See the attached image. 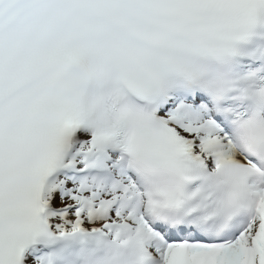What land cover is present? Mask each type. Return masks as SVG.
<instances>
[{
  "label": "snow or ice",
  "instance_id": "1",
  "mask_svg": "<svg viewBox=\"0 0 264 264\" xmlns=\"http://www.w3.org/2000/svg\"><path fill=\"white\" fill-rule=\"evenodd\" d=\"M0 264H264V0H0Z\"/></svg>",
  "mask_w": 264,
  "mask_h": 264
}]
</instances>
